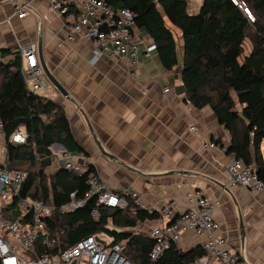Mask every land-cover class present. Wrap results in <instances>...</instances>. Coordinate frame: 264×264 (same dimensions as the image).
<instances>
[{"label": "crops", "instance_id": "0c3cea01", "mask_svg": "<svg viewBox=\"0 0 264 264\" xmlns=\"http://www.w3.org/2000/svg\"><path fill=\"white\" fill-rule=\"evenodd\" d=\"M185 1L192 16L200 14L205 4V0ZM18 8H24V17H19ZM74 21V16H61L52 11L47 0H0V51L17 53L20 46L38 45L41 40L49 70L69 94L67 99L51 85L50 95H40L65 110L73 136L86 153L69 154L74 159L84 155L88 170L93 167L108 190L119 195L136 192L150 209L174 202L177 211L182 212L186 193L202 192L217 204L213 217L229 249L248 264H264V191H250L230 183L227 167L234 156L205 146L214 142L228 147L230 133L219 124L210 107L198 110L186 102L185 94H177L176 89L183 85L182 33L167 23L175 38L179 60V65L168 71L156 50L146 55L145 48L154 42L138 30L145 46L141 51L142 64L132 75L125 61L105 57L94 64L93 43L80 36H75L74 41L69 39ZM250 52L251 46L246 43L245 55ZM12 60L14 55H6L0 64L6 65ZM166 89L170 92L165 98ZM232 97L241 111L237 95L232 92ZM87 121L115 160L101 153ZM192 127L197 131L192 132ZM2 142V148L6 149ZM59 149L66 151L61 144L51 147L54 157L42 169L47 178L56 177L66 163L63 157L54 155ZM261 154L264 159V142ZM156 221L147 220L135 228H117V231L150 238ZM202 241V237L187 231L176 248L184 257L201 250ZM122 243L128 246L127 241Z\"/></svg>", "mask_w": 264, "mask_h": 264}, {"label": "trees", "instance_id": "16d2710c", "mask_svg": "<svg viewBox=\"0 0 264 264\" xmlns=\"http://www.w3.org/2000/svg\"><path fill=\"white\" fill-rule=\"evenodd\" d=\"M107 1L114 9H128L135 14L137 29L153 40L160 61L168 71L177 67L179 60L175 38L167 23L182 33L185 51L182 82L186 102L198 110L206 107L213 110L219 124L231 135L227 153L243 159L246 166L254 167L256 175L264 182L261 154L264 142V0H243L252 19L232 0H205L196 16L189 14L185 0ZM246 43L251 46L248 56L245 55ZM6 55H14L15 60L0 64V116L5 125L9 164L0 167L29 173L22 198H51L57 205L66 203L72 192L82 198L88 189L87 176L80 178L61 169L56 177L47 178L41 167L42 159L54 157L51 147L55 144H61L71 154L85 153L73 136L65 110L30 92L21 74L20 56L11 51L2 52V58ZM232 92L237 95L241 111L237 110ZM21 127L28 134L27 144H9L11 135ZM89 172H94V168L90 167ZM92 206L94 203L58 219L56 224L48 222L51 237L58 234L61 247L69 248L85 237L105 233L115 243L128 242L125 255L134 264H152L149 254L155 241L118 232L117 228H135L140 222L157 219V213L138 210L129 200L127 209H103L101 219L95 221L89 214ZM203 255V251L197 249L182 257L173 246L156 264H188Z\"/></svg>", "mask_w": 264, "mask_h": 264}, {"label": "built area", "instance_id": "2783aa9c", "mask_svg": "<svg viewBox=\"0 0 264 264\" xmlns=\"http://www.w3.org/2000/svg\"><path fill=\"white\" fill-rule=\"evenodd\" d=\"M52 11L61 16L75 17L72 27L75 36L84 37L93 43L95 64L105 57L129 63L132 75L141 66V51L145 42L137 34L136 17L128 9H114L107 0H47ZM252 19V13L243 0H232ZM22 18L24 8H18ZM156 50L155 45L145 48L149 56ZM17 54L22 60L21 74L30 92L40 94L48 89V80L39 59L38 45L20 46ZM2 52L0 51V59ZM169 89L164 90L166 98ZM197 131L196 127L191 128ZM24 128L11 135L9 144L22 146L28 142ZM5 139V125L0 116V140ZM208 149L227 153V147L214 142L205 145ZM53 152V151H52ZM55 153V152H54ZM54 155L66 161L63 169L80 178L87 176V192L82 198L72 192L66 203L55 204L51 199L21 197L29 173L0 167V264H134L125 255L127 246L115 243L109 235L102 233L88 236L69 248H62L57 234L51 237L48 222L56 224L58 219L67 217L77 210L88 208L91 219L99 221L103 209L128 208L129 200L138 210L157 213V224L150 232L155 246L149 254L156 264L165 251L176 246L182 235L193 231L202 237L201 250L204 255L188 264H248L229 247L222 235L219 223L214 219L216 207L210 198L199 191H188L185 195V210L177 211L174 202H167L156 209L148 208L140 194L130 192L119 195L108 190L94 172L86 167V157L74 159L67 151L59 149ZM230 183L250 191H264V182L256 175L254 167L246 166L243 159L234 157L227 167ZM17 216V217H16Z\"/></svg>", "mask_w": 264, "mask_h": 264}, {"label": "water", "instance_id": "95a60500", "mask_svg": "<svg viewBox=\"0 0 264 264\" xmlns=\"http://www.w3.org/2000/svg\"><path fill=\"white\" fill-rule=\"evenodd\" d=\"M38 50H39V59H40V63H41V66L46 74V77H47V80L49 81V83L51 85H53L65 98H69V94L68 92L66 91V89L56 80V78L52 75L51 71L49 70L46 62H45V59H44V56H43V49H42V41L40 40L39 44H38ZM177 94L178 95H182V94H185V87L184 85L178 87L177 89ZM87 124H88V128H89V131L92 135V138L94 139L96 145L98 146L99 150L101 151V153H103L105 156H107L108 158H110L111 160H115V157L108 153L104 147L102 146V144L98 141V138L95 134V131L93 129V127L91 126V124L87 121ZM51 164V160L48 159L47 161H44L42 162V169H44L46 166L50 165ZM64 170V169H63ZM175 173H178V174H182L181 171H176ZM171 174H174L171 173ZM240 229L242 231V235L244 236V225H243V222L240 218Z\"/></svg>", "mask_w": 264, "mask_h": 264}, {"label": "rangeland", "instance_id": "374dc122", "mask_svg": "<svg viewBox=\"0 0 264 264\" xmlns=\"http://www.w3.org/2000/svg\"><path fill=\"white\" fill-rule=\"evenodd\" d=\"M248 42H250V41H248ZM52 86H51V84L49 83L48 84V89L46 90V92H42V93H40V94H38V95H44V94H49L50 95V93H51V90H52ZM5 140L6 139H3V140H0V165L1 166H9V164H8V162H7V155H6V153H5V151H6V149H5V147L4 148H2L3 147V142L2 141H4L5 142ZM5 146H6V142H5ZM5 153V154H4ZM21 169H24V167H22Z\"/></svg>", "mask_w": 264, "mask_h": 264}]
</instances>
